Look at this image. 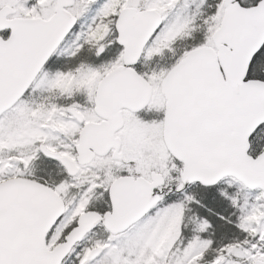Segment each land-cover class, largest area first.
Returning <instances> with one entry per match:
<instances>
[{
    "label": "snow or ice",
    "instance_id": "1",
    "mask_svg": "<svg viewBox=\"0 0 264 264\" xmlns=\"http://www.w3.org/2000/svg\"><path fill=\"white\" fill-rule=\"evenodd\" d=\"M0 264H264V0H0Z\"/></svg>",
    "mask_w": 264,
    "mask_h": 264
},
{
    "label": "rangeland",
    "instance_id": "2",
    "mask_svg": "<svg viewBox=\"0 0 264 264\" xmlns=\"http://www.w3.org/2000/svg\"><path fill=\"white\" fill-rule=\"evenodd\" d=\"M201 197H203V202L207 205L208 208H211V209L217 210V211L221 210L219 208L217 202L212 199L211 193L201 192L198 195V198H201ZM202 211H204V210H202ZM205 215H208V213L205 212ZM210 218L215 219L214 217H210ZM230 235H231V232L229 231V229L227 227H225L223 229H219L216 233L217 239H226Z\"/></svg>",
    "mask_w": 264,
    "mask_h": 264
}]
</instances>
